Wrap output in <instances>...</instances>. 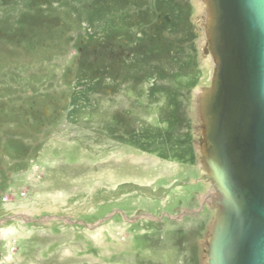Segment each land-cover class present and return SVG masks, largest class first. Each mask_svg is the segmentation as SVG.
Instances as JSON below:
<instances>
[{
    "label": "rangeland",
    "instance_id": "rangeland-1",
    "mask_svg": "<svg viewBox=\"0 0 264 264\" xmlns=\"http://www.w3.org/2000/svg\"><path fill=\"white\" fill-rule=\"evenodd\" d=\"M206 21L202 0H0V264H206Z\"/></svg>",
    "mask_w": 264,
    "mask_h": 264
},
{
    "label": "water",
    "instance_id": "water-1",
    "mask_svg": "<svg viewBox=\"0 0 264 264\" xmlns=\"http://www.w3.org/2000/svg\"><path fill=\"white\" fill-rule=\"evenodd\" d=\"M213 73L199 95L200 163L218 213L206 264H264V0H202Z\"/></svg>",
    "mask_w": 264,
    "mask_h": 264
},
{
    "label": "bare ground",
    "instance_id": "bare-ground-1",
    "mask_svg": "<svg viewBox=\"0 0 264 264\" xmlns=\"http://www.w3.org/2000/svg\"><path fill=\"white\" fill-rule=\"evenodd\" d=\"M206 57H207V59H208V61H212V58H211V56H210V54L208 53V54H206ZM213 63V62H212ZM210 65H212L211 63H210ZM212 69V68H211ZM212 72H213V70H212ZM218 193H217V191H215L214 193H213V195H217ZM212 195V194H211Z\"/></svg>",
    "mask_w": 264,
    "mask_h": 264
}]
</instances>
